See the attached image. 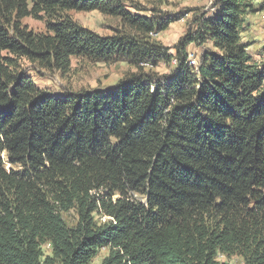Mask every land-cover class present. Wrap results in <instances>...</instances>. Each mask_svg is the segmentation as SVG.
<instances>
[{
  "label": "trees",
  "instance_id": "16d2710c",
  "mask_svg": "<svg viewBox=\"0 0 264 264\" xmlns=\"http://www.w3.org/2000/svg\"><path fill=\"white\" fill-rule=\"evenodd\" d=\"M212 5L171 53L154 35L179 17L132 0H0V264H264V63L242 40L260 8ZM93 11L124 32L69 16ZM192 44L209 46L197 68ZM72 59L136 72L63 96L29 75Z\"/></svg>",
  "mask_w": 264,
  "mask_h": 264
},
{
  "label": "rangeland",
  "instance_id": "374dc122",
  "mask_svg": "<svg viewBox=\"0 0 264 264\" xmlns=\"http://www.w3.org/2000/svg\"><path fill=\"white\" fill-rule=\"evenodd\" d=\"M132 2L143 8L146 15L179 17L164 32L154 35L156 40L168 48L171 53H174V46L179 40L194 29L193 20L195 17L213 13V0H132ZM254 3L259 6L260 10L255 15L248 17L242 40L248 45V51L253 59L257 63H264V0H254ZM69 16L80 26L99 36L118 35L125 30L117 18L104 16L96 11L69 12ZM21 24L34 33H46V24L43 19L27 17L21 20ZM208 49V45H190L187 49L189 64L197 68L204 51ZM28 68L29 75L38 88L60 96L83 90H105L136 72L126 62L103 64L91 63L86 59H72L67 73L39 69H34V72L31 73L30 69L33 67ZM171 68L160 64L152 72L160 77L170 74ZM63 217L68 225H73L76 222L74 212L65 214ZM105 255L106 251L102 250L94 259L93 264H100ZM220 260L229 264H243L242 259L238 256L220 258Z\"/></svg>",
  "mask_w": 264,
  "mask_h": 264
}]
</instances>
